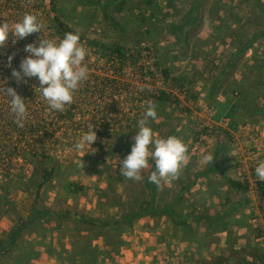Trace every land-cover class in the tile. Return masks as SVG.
Listing matches in <instances>:
<instances>
[{"label":"rangeland","instance_id":"obj_1","mask_svg":"<svg viewBox=\"0 0 264 264\" xmlns=\"http://www.w3.org/2000/svg\"><path fill=\"white\" fill-rule=\"evenodd\" d=\"M191 2L192 0H154L151 3L148 0H30V4L33 3L30 11L38 14L45 24L42 32L35 33L36 39L40 36L59 37L55 21L58 16L85 36L101 43L120 44L132 50L134 55H130L127 60L123 75L115 76L114 73L113 76L115 64L107 62L102 49H88L92 56V59L88 60L86 57L85 60L89 77L74 95L73 102L66 105L64 111H58L66 114L62 121H57L54 116L56 110L47 106L39 84H33L29 94L18 92L25 98L27 107L24 124L40 118V124L48 127L49 137L45 138L44 146L53 155L51 158L19 159V146H13V137L8 136L11 134L10 127L17 125L14 114L0 116V151L12 152L16 157L13 161L0 158V205L8 206L4 208L5 211L0 208V242L7 241L10 233L26 219L45 168L55 167L56 170L53 179L45 187L47 191H43L40 203L52 208L78 209L92 215H103V210H118V198L128 208L150 200L146 182L154 161L149 160V166L142 171L140 181L125 179L120 174L119 164L131 152L138 122L151 102L157 106V118L149 121L154 134L167 137L171 132L175 133L188 147L186 164L180 175L167 183L162 182L154 200L159 204L176 201L185 212L192 209L214 213L238 203L243 204L228 217L226 246L220 245L224 235H217L216 231L209 235L205 233L207 228L198 226L206 236L197 232L196 238L201 242L194 245L196 251L191 257L199 263L204 258L203 255L208 256L215 249L224 254L233 249H246L248 252L257 247L263 249L264 254V181L259 180L255 172L258 163L264 160V116L252 115L247 110L251 106L249 104H262L264 99V90L259 84L264 83L261 81L264 80V68L257 62V59H263V53H258L264 50V39L257 41L246 52L244 62L247 66L239 65L237 70L234 68L224 89L217 91L215 98L208 99L209 88L219 70L214 66H222L234 48L229 46V39L216 41L215 38L219 35L214 33L218 26H222L219 20L214 23L206 20L214 16L212 9L216 5L213 4L214 7L211 8L212 0H207L203 7L206 19L198 29H192L189 48L185 49L181 42L169 34L167 24L178 20L188 10ZM243 4L242 2L241 8ZM210 8L212 11H209ZM253 8L249 6L241 11L246 17L243 30L247 29L248 32L262 27V20L253 18V23L248 20ZM230 25L233 28L242 26V23H229ZM226 26L228 23L224 25ZM10 50L6 45L4 51L0 50V87L7 85L4 75L9 70V56H13ZM19 54L21 58L26 56L21 55L22 52ZM252 54H255L254 58L251 57ZM257 75L262 78H257ZM178 77L186 80L176 85L175 79ZM234 80H237L239 86ZM20 85L27 89L30 86L26 83ZM162 91L181 98L187 111L177 110L170 101L159 100L158 95ZM112 92H117L119 97L114 98ZM9 102L10 98L5 93L0 95V105L6 106ZM241 102L245 108L234 110V105ZM69 112L72 114L68 116ZM93 125L97 130L108 127L109 138L97 136L92 145L95 151L85 153L87 148L84 151L76 150V139H73L75 132L87 131ZM68 137L72 140H68ZM208 154L213 157L211 162L204 159ZM207 169L208 174L204 175ZM227 177L248 182V190L233 189ZM68 184H75V189L66 188ZM67 189L75 191V194L67 195ZM191 220L193 224V219ZM158 221L167 225L170 223L166 217L162 220L157 218L155 222ZM201 223L204 222L197 224ZM87 227H84V234L93 237L100 234L94 238L93 244L104 247L107 237L103 235L102 229L89 231ZM43 231L36 227L25 229L19 244L0 257V264H45L48 259L39 255L40 241H33H37L36 234ZM65 232L74 236L76 230L70 226ZM55 235L52 240L56 243L53 244L60 247L59 242L62 241L59 233ZM192 235L190 232L188 237ZM79 237L81 244L88 240L81 236L76 238ZM122 240V244L127 247V234H123ZM67 242L62 244L67 247ZM209 247L213 250L210 251ZM121 250L122 248L119 252ZM166 254L171 255L168 251ZM27 256L31 258L28 259ZM175 256L177 255L174 254ZM179 256L172 264H187ZM114 260L108 258L109 263Z\"/></svg>","mask_w":264,"mask_h":264},{"label":"trees","instance_id":"obj_2","mask_svg":"<svg viewBox=\"0 0 264 264\" xmlns=\"http://www.w3.org/2000/svg\"><path fill=\"white\" fill-rule=\"evenodd\" d=\"M154 0H148V3L153 2ZM207 0H192L188 10L178 19L170 21L167 24V31L170 35H173L179 43L181 42L182 46L186 49L190 47V42L192 39V29H198L201 26L203 20H205V12L204 6ZM245 4L244 8H248V6H253L254 8L251 11V15L249 19L253 23V18L258 21L262 20L261 26L258 27L253 32H248L247 29L243 30V27L246 23V17L244 14H241V11L244 9L239 8L235 9L232 5L223 2L222 0H213L210 4L212 7L216 5L212 10L210 8L209 11H212L214 16H211L212 20H219V23L222 26H218L214 33L218 34L216 41L218 39L230 40V47H233L234 50L229 53L226 61L222 64V66H214V68L219 69L215 74V80L211 84V88H209V98H215V94L217 91H221L224 89V85L230 77L231 71L235 68L238 69L239 65L246 67L247 64L244 62V56L248 50H251L253 45L259 41L260 39H264V0H245L243 2ZM214 4V5H213ZM263 4V5H262ZM258 9V10H257ZM56 27L58 30L59 37L63 38L64 34L67 32H78L69 24H67L63 19L56 16ZM228 23V26L224 27V25ZM229 23H233L235 25L242 23V26H229ZM220 25V24H219ZM80 34L81 42L85 45L89 51H95L96 49H102L103 56L107 59V62L114 63L116 70H114L115 76L123 75V71L127 65V60L130 58V55H134L132 50L127 49L126 47L120 44H107L101 43L97 39L87 37L84 34L78 32ZM216 49V46L214 47ZM196 50L199 49L195 48ZM264 49V46H263ZM130 50V51H129ZM195 50V51H196ZM263 53V59H257V62L261 64V67L264 68V50L259 52L258 54ZM255 54H252V58H254ZM139 56H137L138 58ZM87 59H92L91 54L88 53ZM14 67H11L7 71V74H12ZM164 72L167 74V70ZM213 73V72H212ZM229 75V76H228ZM264 76V75H263ZM257 78L261 79L257 75ZM35 82H39L37 79H34ZM176 85L184 82L186 79L183 77H178L175 79ZM264 81V80H261ZM237 86L239 83L237 80L233 81ZM262 90H264V83H259ZM4 91V90H3ZM19 91L29 94L30 91L25 87H20ZM250 93V92H249ZM76 94V93H75ZM159 100L170 101L174 107L182 112L187 111V106H185L184 102H182L179 97H172V94L167 91H162L158 95ZM8 100V99H7ZM6 100V101H7ZM10 103L6 106L0 105V107L5 106V110L9 113V115L13 114L10 111ZM251 106L247 107V110H250V114L255 115H263L264 116V99L262 104L254 103L249 104ZM245 106L241 103H237L234 105L233 109H244ZM1 109V108H0ZM70 111H73L70 109ZM72 112L67 114L71 115ZM2 114L0 113V116ZM57 121H62L65 119L66 114L64 112L55 111L54 114ZM42 120L40 118H36L35 120L29 121V124H24L25 126L19 127L15 125L11 134L16 133L18 137V155L19 159L28 160L29 157L36 158L37 160L48 159L51 158L50 152H48L47 148L44 146V140L46 137H49V133L47 131L48 127L46 125H41ZM46 129V131L44 129ZM95 129V126H92ZM103 130H97L98 137H107L109 132L108 127H101ZM77 131V130H76ZM88 131V130H87ZM87 131L79 130V132H75V137L73 139L77 140V137L80 138L81 135L86 133ZM112 132V131H111ZM78 133V134H77ZM80 133V134H79ZM169 135H175V133H170ZM72 140V138L68 137V140ZM12 156V152H1L0 158L3 157L4 154ZM53 156V155H52ZM55 167L45 168L40 180L37 184V189L34 195V199L31 204V209L26 217L23 219V223L20 224L17 228L10 233L9 239L4 242H0V257L6 252H10L14 246L19 244V239L23 234L25 229H30L32 227H36L39 230H44L43 233H47V231L51 230V225L55 223L53 226V230H58L61 235L66 237H71L74 239L77 236H81L83 238H87L88 240H84L85 242L81 244V240L79 237V242L76 240L73 245L76 247V251L70 252L67 247L59 242V246L54 245L52 242H48L44 244L45 247L49 248V251L53 254H57L62 264H94L97 261L98 257H115L119 254L121 245H122V237L123 233L129 231L133 228L136 220L143 217H150L154 219H164L166 217L170 223L168 225L174 227H181L183 229L184 237L187 238L190 232H193V228L197 223L203 221L205 227H214L215 230L223 231L225 229L228 230V217L232 215V212L237 210L239 205H243L238 203L236 206L232 205L229 209H222L219 211H214V213H210L206 210H200L199 212L196 210H190L185 212L182 207H179V203L176 201L167 202L166 204H159L154 198L157 196L158 186L154 183L149 182L147 180L146 185L150 190L151 199L146 200L140 205L134 207H127L126 203H122L121 200L116 199L118 203V210L116 212L102 211L103 215H92L90 212L80 211L78 209H70V208H52L51 206H47L45 204H41V198L44 192L47 191L45 188L48 183L53 179L55 174ZM155 170V162L152 171ZM208 169L204 171V175L208 174ZM227 181L229 185L236 190H248V182H242L238 179L227 177ZM192 182V184H194ZM188 188V186H186ZM68 189H75V184H68ZM66 191L67 195L75 194V191L68 190ZM61 194V193H60ZM13 205V204H12ZM100 206V203L97 204ZM7 205H0V208L4 210L7 208ZM188 209V208H187ZM195 211V212H194ZM223 211V212H222ZM193 219V224H191ZM165 221V220H164ZM166 222V221H165ZM164 223V222H163ZM193 225V226H192ZM73 226V229L76 230V233L73 235L65 232L66 228ZM87 227V230H96L98 228L102 229L104 232L103 235L107 237L106 245L101 249L99 246L93 244L94 238L100 234H96L93 236H86L84 234V227ZM48 227V228H46ZM38 232L39 235H41ZM189 238V237H188ZM78 242V243H77ZM42 245V242H39ZM54 249H53V248ZM34 250V249H31ZM246 249L240 250H230L224 254H218L210 256V258H202L199 260V264H258L264 262V254H262L263 249L257 247L253 248L250 251L246 252ZM242 253V254H241ZM241 254V255H240ZM27 258H31L27 256ZM79 260V261H78Z\"/></svg>","mask_w":264,"mask_h":264},{"label":"clouds","instance_id":"obj_3","mask_svg":"<svg viewBox=\"0 0 264 264\" xmlns=\"http://www.w3.org/2000/svg\"><path fill=\"white\" fill-rule=\"evenodd\" d=\"M44 28V22L36 13H25L14 24L4 21L0 23V49L7 44L10 34L14 38L13 42H16L30 34L42 32ZM25 51L28 55L21 61L19 69H13L12 76L17 82H27L28 78L35 77L39 81V90L47 106L52 110L64 111L65 106L73 102L75 93L89 77V69L85 63L88 49L81 42L80 34L70 31L63 38L40 36L36 43L27 44ZM13 58L14 54L9 56V66ZM3 90L10 98V111L14 114V122L23 127L27 117L25 98L14 87H3ZM156 118L157 106L149 102L143 118L138 122L131 152L120 162L119 171L125 179L140 181L141 173L148 168L151 159L155 162V170L150 173L148 180L160 187L162 182L167 183L170 179L178 178L186 164L188 147L177 136L155 135L149 121ZM96 140L97 131L90 126L75 141L74 147L78 151L87 148L85 153L89 150L95 151L92 145ZM204 159L211 162L213 157L208 154ZM255 172L259 180L264 181V160L258 163Z\"/></svg>","mask_w":264,"mask_h":264},{"label":"crops","instance_id":"obj_4","mask_svg":"<svg viewBox=\"0 0 264 264\" xmlns=\"http://www.w3.org/2000/svg\"><path fill=\"white\" fill-rule=\"evenodd\" d=\"M222 1L225 3H229L235 9L241 8L242 2H245V0H238V2H233L232 0H222ZM239 2H241L240 5L238 4ZM243 5H244L243 6L244 8L245 4ZM205 19H206V14H205ZM206 20L209 23L216 22V20L211 21L212 20L211 17H209V19H206ZM155 221L156 219L150 218V217H143V218L136 220L133 228L123 233V234H127V247H125L124 244L121 245L122 250L117 255V258L98 257L97 261H95L94 264H161V263L162 264L163 263L172 264L174 259H176L177 256L179 255H180L179 256L180 259L182 257L183 261L187 264H199L197 261H195L191 257V255L192 253H195L194 251H196V248L194 245L197 246L200 244L199 242H201L199 239L196 238L198 237L197 232L202 233L201 230L198 229L199 228L198 226H202L204 223L195 225L193 228V232H192L193 235L190 236V238L188 237L185 238L183 234V229L181 227H174V226L164 224L163 222H159V221L155 222ZM53 226H55V223H53L50 226L51 229L53 228ZM205 228H207V232L205 233L209 235L213 231H216L217 235H224V238H222L220 245L223 244V247L226 246L227 229L220 231V230H214V227H209V228L205 227ZM57 232L58 230L52 229V231H48V233H43V236L45 237L42 236V233L41 235L37 233L36 234L37 241L33 240L35 242H38V241L42 242L39 255L48 259L45 264H48V263L62 264L58 255L51 253L49 251V248L44 246V244H47L48 242H52L54 244L56 243L54 242L55 240L54 241L52 240V237L55 238L56 237L55 233ZM205 233L204 234L202 233V234L205 235ZM59 236H60V241L62 242L69 241L67 242L68 244L67 249L70 252L76 251V247L73 244L76 240H78L77 238H75V241H74L73 238L66 237L64 235H61L60 233H59ZM47 237L49 240H47ZM203 240L205 241L206 239H203ZM180 246H183V248L180 249L179 248ZM99 248L102 249L103 247L99 246ZM191 250H193V252ZM209 250L212 251L213 249H210L209 247ZM166 251H168V253H171V255L169 256V254H166ZM174 254L177 256L174 257ZM218 254H221V251H217L215 249L213 253L211 252L208 256L203 255V257L209 258L212 255H218ZM37 257H38L37 258L38 260L39 256ZM108 258H111L112 260L115 259V260L113 261V263H109ZM161 258H163L164 261H162Z\"/></svg>","mask_w":264,"mask_h":264},{"label":"built area","instance_id":"obj_5","mask_svg":"<svg viewBox=\"0 0 264 264\" xmlns=\"http://www.w3.org/2000/svg\"><path fill=\"white\" fill-rule=\"evenodd\" d=\"M33 3L30 4V0H0V23H3L4 21L9 22L10 24H14L16 22H19L23 15L25 13H34L33 11H30V6H32ZM14 38L12 37V35H9V40L6 44V46L10 47V53L14 54V58L12 59L11 62V66H9V69H11V67H14V69H19L21 61L23 60V58H21V56L19 57L18 55H20L19 53L22 52L21 55H28V53L25 51V46L29 43H36V40H38V38H35V33L28 35L27 37H25L22 40L13 42ZM5 46L0 49L2 51H4ZM18 52V53H17ZM17 53V54H15ZM18 56V58H17ZM26 56H23L24 58ZM8 71V70H7ZM112 74L114 76V71H112ZM4 77L6 78V82L7 85H4L2 87H0V95L5 93L3 91V87L5 89H7L8 87H14L16 88L17 92H21L19 91V88L21 87V83H26V84H30L29 86V91L31 90V87L33 88L34 85L33 84H39V82H35L34 79H36L35 77L32 78H28L27 82H17V80L12 76V74H5ZM1 81V80H0ZM33 85V86H32ZM25 88H27L26 86H24ZM3 92V93H1ZM31 93V91H30ZM6 94V93H5ZM33 95V94H32ZM112 95L114 98H118L119 94L117 92H112ZM11 102V101H10ZM0 113L1 114H9L8 112H6L5 107H0ZM13 131V128L10 129V132ZM8 136H12L13 137V146H18V137L16 136V133L14 134H9ZM4 154V153H3ZM9 154V153H7ZM7 154L3 155L4 160L6 161H13L15 158L14 156H9ZM18 160V159H17Z\"/></svg>","mask_w":264,"mask_h":264}]
</instances>
